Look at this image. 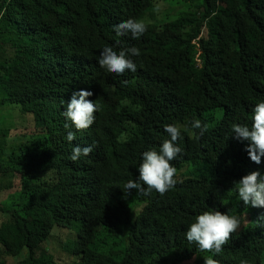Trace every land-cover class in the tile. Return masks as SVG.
<instances>
[{
  "label": "trees",
  "instance_id": "16d2710c",
  "mask_svg": "<svg viewBox=\"0 0 264 264\" xmlns=\"http://www.w3.org/2000/svg\"><path fill=\"white\" fill-rule=\"evenodd\" d=\"M166 1L0 0V110L28 116L17 129L0 112V264H204L211 253L185 233L212 209L241 217L213 259L264 264V207L245 205L234 186L264 176V157L252 162L232 132L251 127L264 102V0ZM129 18L147 25L139 39L114 31ZM105 46L139 48L136 71L101 68ZM79 90L100 105L84 130L63 115ZM195 120L208 124L199 139ZM168 124L181 127L178 183L125 198ZM77 145L93 151L72 161ZM61 230L72 238L59 243Z\"/></svg>",
  "mask_w": 264,
  "mask_h": 264
},
{
  "label": "clouds",
  "instance_id": "9594fccd",
  "mask_svg": "<svg viewBox=\"0 0 264 264\" xmlns=\"http://www.w3.org/2000/svg\"><path fill=\"white\" fill-rule=\"evenodd\" d=\"M114 31L117 36L131 33L133 39H139L147 31V25L142 20L129 18L127 21L115 25ZM139 55L140 50L135 46L119 51L112 46H105L100 53L98 64L110 73L123 74L126 70L135 72L136 64L130 57ZM92 95L91 91H74L63 112L65 118L70 120L77 130L88 129L95 121V113L100 110L98 102L88 99ZM65 127L68 128L69 125L66 124ZM191 128L199 130L198 134L193 133L199 139L208 130V124L202 125L200 120H195L191 123ZM164 130L169 138L163 141L158 151L151 149L142 153V163L138 168L139 177L136 180H128L125 184V198L131 194L130 190L133 189L143 195H150L152 190L164 195L178 183V170L172 161L182 152V149L177 145V141L181 137V127L168 124L165 125ZM185 130H188L187 127ZM232 132L235 134V139L249 141L245 150L252 162L260 164L261 158L264 157V102L255 105L251 127L247 124L234 123ZM66 138L69 142L74 141L75 133L69 131ZM92 151V145L83 148L77 145L73 147L70 159L76 161L81 155L87 156ZM234 186L239 199L245 205L264 207V176H261L259 171H252L238 182L234 181ZM240 227L241 217L212 209L197 215L185 235L187 241L194 242L200 252L211 253L204 257V264H220L218 260L213 259V256L223 251V246ZM241 264H247V261H241Z\"/></svg>",
  "mask_w": 264,
  "mask_h": 264
},
{
  "label": "rangeland",
  "instance_id": "374dc122",
  "mask_svg": "<svg viewBox=\"0 0 264 264\" xmlns=\"http://www.w3.org/2000/svg\"><path fill=\"white\" fill-rule=\"evenodd\" d=\"M167 3H169L170 5H172V4L177 3V0H168ZM170 10L171 11H174L176 13V15L184 12V8H180V7H171ZM164 11H167V10L160 9V13H165ZM152 13H154V8H152L150 10V14H152ZM0 112H2V119L4 121L7 120L6 123L8 125H10L12 128H17V129H20L21 128L22 122L24 121L25 117L26 118L28 117L27 115H23V114L21 115L19 113H17V115H16L14 113L15 110L12 107H10V106H6L5 108H2L0 110ZM24 128H27V127L24 125ZM61 231H63V232H61V236H62L61 239H58L59 243H61L62 240L65 242L66 240H70L72 238V236L69 237L68 231H64V230H61ZM58 232H60V229L53 230L52 235H51V238L45 243V246L48 244V242L50 240H52V239H54V238L57 237V233ZM46 247H47V250L50 252L51 258H49V259H51L52 261H54V260H56V259L59 258L58 254L55 253V251L52 249L51 246H46ZM48 255L49 254H47V257H48ZM14 261H15V263L12 262L11 264H16L17 262H19L18 259L14 260Z\"/></svg>",
  "mask_w": 264,
  "mask_h": 264
}]
</instances>
